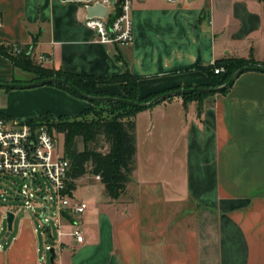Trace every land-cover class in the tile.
<instances>
[{
	"label": "crops",
	"instance_id": "crops-1",
	"mask_svg": "<svg viewBox=\"0 0 264 264\" xmlns=\"http://www.w3.org/2000/svg\"><path fill=\"white\" fill-rule=\"evenodd\" d=\"M67 1L0 0V44L28 47L43 67L69 74L130 73L140 98L208 86L209 70L229 59L264 67L261 0H133L128 47L97 42L84 8ZM17 70L0 56V81L34 79L16 80V72L28 75ZM99 88L123 95L118 82ZM5 96L0 111L21 124L94 106L54 85ZM135 123V170L120 199L107 196L98 176L75 181L73 197L88 205L76 218L83 242L70 235L71 216L54 238L41 214L18 220L29 209L0 205V264H48L47 247L51 264H264V73L245 72L203 103L167 99Z\"/></svg>",
	"mask_w": 264,
	"mask_h": 264
},
{
	"label": "trees",
	"instance_id": "trees-1",
	"mask_svg": "<svg viewBox=\"0 0 264 264\" xmlns=\"http://www.w3.org/2000/svg\"><path fill=\"white\" fill-rule=\"evenodd\" d=\"M261 1L264 3V0ZM0 56L8 59L16 69L33 72L37 77L31 82L47 78H59L70 82L82 93L92 97H116L133 102L148 103L162 94L171 92L167 91L140 98L137 78L130 73L110 79H103L92 76L69 74L64 71H56L45 67H36L35 63H33L30 48L28 47L23 48L21 54L14 55L11 44H0ZM253 66H257V63L252 59L249 61L229 59L218 62L214 68L209 70V74L212 76V83L202 88L221 87L225 85L239 69ZM216 68H223L224 71L216 74ZM112 81L121 84L123 90L122 96L111 95L99 88L100 84ZM52 85L62 88L74 96L80 97L64 85ZM229 89L221 93H227ZM216 94L217 93H193L182 97L186 100H198L203 103L204 100ZM91 103L94 105L92 108L85 110L76 117L44 114L33 119L31 122L46 124L52 134L58 133L64 135V156L71 164L70 190L73 191L76 189L75 181L77 179L90 174L99 176L101 182L105 186L107 196L112 200H118L125 194L135 170V117L138 112L145 109L132 108L118 103ZM97 105L109 106L112 111L109 112L111 113L110 116L103 117L105 112L103 110H98L96 108ZM94 113H97L98 117L95 116L87 120V117ZM2 116L7 119H12L10 116L4 114H2ZM78 138H82L84 142V149L82 151L78 150ZM100 142L104 143L103 146L102 144L100 145ZM105 144L108 145L106 152L102 151Z\"/></svg>",
	"mask_w": 264,
	"mask_h": 264
},
{
	"label": "built area",
	"instance_id": "built-area-1",
	"mask_svg": "<svg viewBox=\"0 0 264 264\" xmlns=\"http://www.w3.org/2000/svg\"><path fill=\"white\" fill-rule=\"evenodd\" d=\"M67 2L84 8L86 12L84 25L96 33L97 42L126 47L133 44V0H68ZM96 6L106 9V14L90 16L88 8ZM1 24L0 19V26ZM11 45L14 55L22 53L21 45L17 43ZM220 72H223L222 68L215 69L216 74ZM2 114L0 111V176L22 177L25 182L19 187V192L28 200L31 199V192L37 196L44 192L46 196L41 197V207L32 201L25 208L36 210L40 207L41 215L45 210L42 225L49 226L45 219L49 211L48 205L53 204L57 215L55 223L58 237L65 235L62 231L64 220H68L71 216L73 220L70 222L72 227L70 235L77 242L82 243L84 240L82 230L76 218L87 211L88 205L73 197L69 188L71 164L64 155L58 154L55 135L49 131L46 124L40 122L21 124L13 119L4 118ZM40 177L47 185L46 190L40 184ZM34 183L40 187L32 190L29 184Z\"/></svg>",
	"mask_w": 264,
	"mask_h": 264
},
{
	"label": "rangeland",
	"instance_id": "rangeland-1",
	"mask_svg": "<svg viewBox=\"0 0 264 264\" xmlns=\"http://www.w3.org/2000/svg\"><path fill=\"white\" fill-rule=\"evenodd\" d=\"M33 63H35L36 67H43L42 64H39L38 62L33 60ZM18 69V68H17ZM18 73L19 72H25L28 75H22V74H17L16 72V80L18 81H23L26 82L28 80V77H34L36 78L37 76H35V74L31 71H24V70H17ZM10 91V89H4V88H0V107L4 106L6 103V93ZM96 108L98 110H103L105 113L103 114V117H109L112 112L111 108L107 105H97ZM95 116H97V113H94L92 115H89L87 117V120H90L92 118H94ZM98 117V116H97ZM55 135V140H56V149L59 155H64L65 150H64V135L63 134H58V133H54ZM104 143L100 142V145ZM77 146H78V150L82 151L84 149V142L82 138H78L77 139ZM108 149V145L105 144L102 151L106 152ZM40 179V184L43 187V189L46 190V183L44 181V179L42 177L39 178ZM25 181L23 180L22 177L20 176H0V205H6V206H15V209H19L22 207H25L26 205H29V203H31L32 201L37 203L38 206L41 207L42 202H41V197H45L46 194L44 192H41L39 194V196H37L34 192L30 193V197L31 199L28 200L25 198V196L23 195V193L19 192V187L24 183ZM29 186L32 188V190L34 189H38V187H40L39 185H37L36 183L30 185ZM53 193V192H51ZM3 196H2V195ZM2 196V197H1ZM37 208L36 210H24L23 212H21V214L17 217L18 220H20L22 218L23 215H25V213H35L38 214L41 212L42 209ZM49 211L47 214V217L45 219L46 223L49 225L50 230H51V235L52 237L56 238L57 236V228H56V223L55 220L57 218L56 215V209L54 207L53 204L48 205ZM25 209V208H23ZM35 221L38 223L37 218H35ZM7 223V222H6ZM44 244L42 246V250L44 252ZM50 250L51 247H47V254H48V264H51L50 261Z\"/></svg>",
	"mask_w": 264,
	"mask_h": 264
},
{
	"label": "water",
	"instance_id": "water-1",
	"mask_svg": "<svg viewBox=\"0 0 264 264\" xmlns=\"http://www.w3.org/2000/svg\"><path fill=\"white\" fill-rule=\"evenodd\" d=\"M88 13L90 16L92 15H99V16H104L106 14V9L101 8L99 6L96 7H90L88 8ZM249 71H256V72H262L264 73V67H258V66H253V67H243L239 69L232 77L231 79L223 86L221 87H206V88H194V89H183V90H176V91H171L165 94H162L153 100H151L148 103H139V102H133V101H128L125 99L121 98H116V97H92L89 95H86L82 93L80 90H78L73 84L70 82L59 79V78H47L43 80H38L35 82H30V83H5V82H0V88L4 89H10V90H16V89H31V88H37V87H42L46 85H52V84H61L72 90L74 93L78 94L80 97L90 101V102H99V103H118L122 105H126L132 108H141V109H148L151 107H154L167 99H171L174 97H179V96H184L188 94H193V93H221L229 88H231L234 83L237 81V79L245 72ZM45 215V210H43V214L41 215L42 218H44ZM7 228L8 232L6 234V238L10 235V232L12 231L13 228V223L15 219V215L12 212H9L7 215ZM51 254V262H54L55 259V251L54 249L50 250Z\"/></svg>",
	"mask_w": 264,
	"mask_h": 264
}]
</instances>
